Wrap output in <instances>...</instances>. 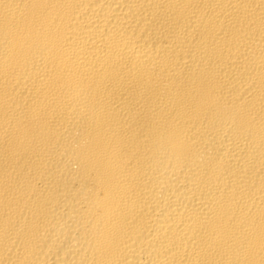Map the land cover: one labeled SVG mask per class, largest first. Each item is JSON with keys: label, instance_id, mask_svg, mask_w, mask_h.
Masks as SVG:
<instances>
[{"label": "bare ground", "instance_id": "bare-ground-1", "mask_svg": "<svg viewBox=\"0 0 264 264\" xmlns=\"http://www.w3.org/2000/svg\"><path fill=\"white\" fill-rule=\"evenodd\" d=\"M0 264H264V0H0Z\"/></svg>", "mask_w": 264, "mask_h": 264}]
</instances>
